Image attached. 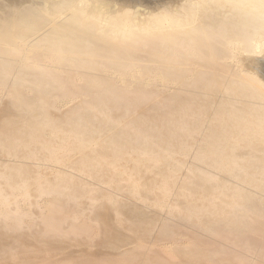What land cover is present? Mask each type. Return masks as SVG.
Instances as JSON below:
<instances>
[{
	"label": "bare ground",
	"instance_id": "obj_1",
	"mask_svg": "<svg viewBox=\"0 0 264 264\" xmlns=\"http://www.w3.org/2000/svg\"><path fill=\"white\" fill-rule=\"evenodd\" d=\"M0 264H264V0H0Z\"/></svg>",
	"mask_w": 264,
	"mask_h": 264
},
{
	"label": "rangeland",
	"instance_id": "obj_2",
	"mask_svg": "<svg viewBox=\"0 0 264 264\" xmlns=\"http://www.w3.org/2000/svg\"><path fill=\"white\" fill-rule=\"evenodd\" d=\"M150 208H152V210H154V211H152V212H158L159 214H161V215H164V211H162V210H159V209H156V208H153V207H150ZM149 211H151V209L149 210ZM161 211V212H160ZM163 212V213H162ZM155 234H153V236H154ZM153 236H152V238L151 239H153ZM160 245V244H159ZM156 246H158V244H155V246H153V244H150V243H148L147 244V247H156ZM157 248V247H156ZM160 251L163 253V254H165L166 255V251L164 250V248L163 249H160Z\"/></svg>",
	"mask_w": 264,
	"mask_h": 264
}]
</instances>
